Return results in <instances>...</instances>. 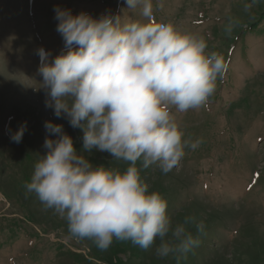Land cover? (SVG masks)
Segmentation results:
<instances>
[{"label":"rangeland","instance_id":"rangeland-1","mask_svg":"<svg viewBox=\"0 0 264 264\" xmlns=\"http://www.w3.org/2000/svg\"><path fill=\"white\" fill-rule=\"evenodd\" d=\"M55 7L96 19L139 18L125 0H0V264H264V0H153L157 21L202 35L207 51L227 64L204 105L173 109L183 138L199 140L198 147L186 148L167 174L137 162L149 192L167 201L174 225L185 217L204 225L203 232L186 225L199 242L191 251L164 258L156 254L159 239L144 250L114 238L101 251L72 237L66 221L24 187L46 154V136L56 139L45 122L62 125L82 151V131L45 106L38 75L39 48L51 53L50 61L66 51ZM25 122L21 142L12 141ZM83 155L94 165L129 166L95 149Z\"/></svg>","mask_w":264,"mask_h":264},{"label":"clouds","instance_id":"clouds-1","mask_svg":"<svg viewBox=\"0 0 264 264\" xmlns=\"http://www.w3.org/2000/svg\"><path fill=\"white\" fill-rule=\"evenodd\" d=\"M125 3L139 18L108 13L96 19L54 8L66 51L50 61L51 53L39 48L38 75L45 106L82 131V151L62 125L45 122L56 139L46 136V154L24 187L66 221L72 237L91 240L101 251L114 238L144 250L159 239V257L186 254L199 243L186 225L195 223L203 232V223L185 217L174 225L167 201L149 192L137 162L167 174L186 148L198 147L199 140L183 138L173 109L183 113L204 105L227 64L218 52L207 51L202 35L157 21L153 0ZM26 129L25 122L11 140L20 143ZM93 149L129 166L122 171L94 165L83 155Z\"/></svg>","mask_w":264,"mask_h":264}]
</instances>
